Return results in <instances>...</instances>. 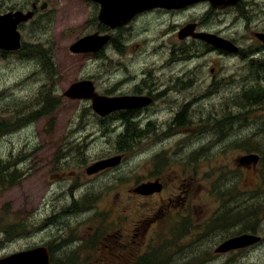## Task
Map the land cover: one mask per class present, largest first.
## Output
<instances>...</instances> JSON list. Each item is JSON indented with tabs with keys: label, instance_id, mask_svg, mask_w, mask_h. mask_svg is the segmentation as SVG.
I'll return each instance as SVG.
<instances>
[{
	"label": "rangeland",
	"instance_id": "obj_1",
	"mask_svg": "<svg viewBox=\"0 0 264 264\" xmlns=\"http://www.w3.org/2000/svg\"><path fill=\"white\" fill-rule=\"evenodd\" d=\"M90 10L78 0H52L43 21L23 28L22 41L33 44L37 54L0 57V116L20 119L13 130L0 135V153L22 174L19 183L0 190V228L11 232L4 237L0 229V251L23 250L28 244L51 240L68 251L73 264H91L98 257V245L110 243L115 245L108 251L116 256V264H125L132 247L125 239L128 223L144 218L145 228L139 236L152 235L151 229L146 232L150 221V228L158 227L161 251L171 254V239L180 231L173 225V209L168 204L195 206L196 220L207 218L215 223L220 215L225 217L221 222L227 221L226 231L217 223L198 236L219 241L237 235V217L241 216L246 233L253 230L264 237V81L245 78L250 77V70L244 59L203 53L193 59V71L180 80L179 96L212 97L199 107L204 112L194 117L192 132L165 137L134 131L119 136L120 130L98 118L91 101L71 99L64 93L82 78L96 79L98 87L108 88V80L121 75L115 68L131 69L140 61L160 68L170 52L165 54L154 44L166 41L169 48L179 38L161 35L143 40L145 34L158 33L155 22H145L153 28L131 35L122 57L110 50L106 58L72 53V43L93 33ZM254 12L249 15L250 30L264 26V14ZM248 24L243 18L227 17L213 23L224 31L220 36L228 34L250 51L257 44L248 34ZM41 48L47 52L40 53ZM109 57L119 61L101 65ZM224 76L232 79L226 82ZM195 83L196 90L190 91ZM183 90L189 92L183 95ZM219 91L233 94L226 112L222 111L225 103L216 97ZM246 91L248 95L263 94L261 99L255 97L260 103L245 106ZM33 111L39 113L35 119L30 117ZM251 154L260 156L259 162H241ZM116 156H122L119 164L88 173L95 163ZM156 179L165 181L164 191L151 195L136 191L139 185ZM186 189L190 191L186 193ZM74 196L78 199L72 203ZM230 210L239 213L229 215ZM156 216L161 218L154 220ZM233 258L236 264L264 263V244L244 251L240 261L236 254Z\"/></svg>",
	"mask_w": 264,
	"mask_h": 264
},
{
	"label": "flooded vegetation",
	"instance_id": "obj_2",
	"mask_svg": "<svg viewBox=\"0 0 264 264\" xmlns=\"http://www.w3.org/2000/svg\"><path fill=\"white\" fill-rule=\"evenodd\" d=\"M78 1L86 5L89 10L91 8V18L95 22L93 34L98 37L103 36L107 38L105 42L101 43L103 45L97 50L80 54H89L96 58H106L107 51L110 50L114 53L118 52L122 57L124 56L123 46L125 43H128L125 41L130 39L131 35L136 36V33L139 31L153 28L144 25L145 22L148 24L155 22L156 27L154 29L157 30L158 33L145 34L143 40H147L150 37L156 39L161 37V35H173L179 38L177 42H172L169 48H167L166 41H158L154 44V46L159 45L158 47H161L165 54L170 52L169 56H165L164 59L161 60L162 65L160 68L149 67L145 61H140L138 66H134L131 69L128 67H121L117 70V68H115L121 75L109 79L108 88L105 89L98 87L99 81L91 78L94 83L95 95L114 99L126 97L127 99L135 101L136 104L132 107L114 109L105 116L97 114L101 121L107 120L106 122L112 128L120 130L121 132L119 134L139 131L164 134L165 137H174L175 134L192 132L191 126L195 121L194 117L199 114L203 115L204 112V110L199 107L205 100H212V97L197 99L195 96L194 98L179 96L181 88L180 80L183 74L193 71L191 68L193 59L202 56L203 53L210 55H213V53H220L225 56L235 55L238 58L244 59L247 61L246 64L250 70V74H248L250 77L248 76L245 78L264 81V42L259 39V35L264 33V26L252 28L250 30L252 24L250 21L251 18H249L253 10L264 14V6L262 7V5H264V0H238L234 4L223 5V7L214 6L211 0H152L150 2L153 7L136 8L135 10H137V12L131 14H126L124 12L118 17L116 12H112L111 7H104L102 0ZM111 2H113V0H111ZM50 4H52V0H0V16L21 13L18 17V19L21 18V20L17 23L16 28L20 33V37H22L24 27H27L30 23L33 25L38 21L44 20L42 17L48 14L47 9ZM105 12L107 13L106 19L108 21L102 22L100 17L104 15ZM255 12L254 15H256ZM25 16H27V18H24ZM226 17L227 19L243 18L244 20H248V34L253 35V41L257 44L254 50L246 51L242 45L231 40L238 46V50L234 52L225 48L215 47L208 43L206 39H203L204 36L208 35L229 39L230 37L228 34H226V36H220L223 35L222 32L224 31L221 28H214L213 25V23L215 24L218 21H224ZM119 18L124 20L123 23ZM180 19L183 22H181ZM181 42L184 43V45H179ZM14 51L13 49L3 50L0 48V52L6 54L14 53ZM131 59L134 60L135 58L131 56ZM138 60H140V58ZM110 61L112 65H114L119 60H114V57H109L107 62H103L101 65H105ZM158 64L159 62L156 65ZM179 64H181V66H178ZM149 68L159 73L152 72ZM226 78L228 79L225 80ZM231 79V76L223 77V80L226 82H229ZM202 82L205 85L206 78H203ZM197 85L198 84L195 83L190 91H195ZM188 92L189 90H183L182 94L185 95ZM206 94L207 92L205 91L201 96ZM216 97L219 99V102L225 103V107L222 111H228L229 109L226 106H228V100H232L233 94L219 91ZM86 100L91 101V98H86ZM224 121L225 120L221 122ZM160 181L163 183L162 191H164L166 183L163 180ZM189 191L190 190L186 189V193ZM75 198L77 197H73L72 203L77 201ZM170 199L172 198H169V200ZM167 206L173 209V225L174 227L177 226L178 232L180 231L177 236L171 239L173 252L166 255L161 251L162 245H160L161 243L157 238L158 227L154 226L150 228V221L148 222L146 232L151 229L152 235L149 237L147 233L144 237L139 236L145 228L141 221L144 218H140V221L137 219L128 223L127 236L125 239L130 241L129 244L132 247L125 264H171L170 262H172V264H236V261H234L235 258H233L235 254L237 260L240 261L241 258L239 257L243 256L244 251L261 248L264 244V237L259 235L260 239L256 242L240 245L227 251H221L220 248L225 241L236 236L240 237L246 233L245 225H243L244 221L242 222L241 216L237 217V222L239 224L237 226V235L230 237L225 236L219 241H213L209 238L210 236L203 237L197 234L207 233V230L210 227H214L217 223L220 225L222 231H226L227 221L221 222L225 219L224 216L220 215L217 222L215 221V223H212L210 219L207 218L196 220L195 206L192 207L186 204H168ZM159 207L160 206H158V208ZM211 214H209V217L212 216ZM159 218H161V216H156L153 219L158 220ZM197 228H199V232L196 231ZM248 231H251L248 233L256 234L253 230ZM211 233L210 230L209 234ZM8 234L9 233L5 230L2 232L4 237ZM91 238L90 235L88 241L91 240ZM186 239H188V243H186ZM108 240H110V238ZM28 245L30 246H26L23 250L16 249L9 253L12 254L19 251L45 248L48 253V264H73L68 255V251L61 250L58 242L54 243L49 240L43 244L35 242L33 246L32 243ZM1 246H3V244H0V248ZM114 248L115 245H111L110 243L99 244L95 250V254L98 257L95 258L91 264H116V256L110 254V251ZM4 253L0 251V257H2ZM9 253H5V256ZM108 260H110V262H108ZM257 264L264 263L259 261Z\"/></svg>",
	"mask_w": 264,
	"mask_h": 264
},
{
	"label": "water",
	"instance_id": "obj_3",
	"mask_svg": "<svg viewBox=\"0 0 264 264\" xmlns=\"http://www.w3.org/2000/svg\"><path fill=\"white\" fill-rule=\"evenodd\" d=\"M102 1L104 7L105 6L107 8L111 7L112 12H116L117 17L121 16L124 12L126 14L135 13L137 12V10H135L136 8L141 9L144 7H148V8L153 7L150 2L152 0H113V2H111V0H102ZM211 1L214 6L223 7V5L234 4L238 0H211ZM18 17L19 15L16 14L15 17L14 15H6L0 18V47L4 49H17L21 46L20 34L16 29L17 23L21 20V18L18 19ZM24 18H27V16H25ZM106 18H107V13L105 12L104 15H101L100 19L102 21H108ZM119 19L123 23L124 20H122L121 18ZM260 37L264 40V34H260ZM106 39H107L106 37L103 36L98 37L95 34L88 35L74 42L71 45L70 49L74 53L97 50L103 45L101 43L105 42ZM203 39H206L208 43L218 48H225L227 50L237 49L234 46V44H232L230 41L227 42L226 40L215 35L204 36ZM64 95L71 99L91 98L94 110L100 115H106L108 112L114 109L132 107L136 104L135 101L127 99L126 97L114 99V98L95 95L93 82L91 80L77 81L73 83L64 93ZM258 159H259L258 155L251 154L249 156L242 157L241 162L247 164H250L252 162L256 163ZM120 161H121V156H116L114 158L102 160L91 166V168L88 169V173L89 174L95 173L106 167L115 166L119 164ZM161 190H162V183H160L159 181L141 184L136 189L137 192L143 195L152 194L154 192ZM258 239H259L258 236L251 234H244L240 237H234L228 240L227 242L223 243L220 250L227 251L229 249L236 248L240 245H247L249 243L257 241ZM48 262H49L48 253L45 248H37L34 250L23 251L9 255L4 258H0V264H48Z\"/></svg>",
	"mask_w": 264,
	"mask_h": 264
},
{
	"label": "trees",
	"instance_id": "obj_4",
	"mask_svg": "<svg viewBox=\"0 0 264 264\" xmlns=\"http://www.w3.org/2000/svg\"><path fill=\"white\" fill-rule=\"evenodd\" d=\"M23 47L24 48L19 52L21 55H24V56L28 55V56L32 57L33 54H37V50L35 51V53L32 54L30 46H28L27 44ZM41 51L42 52H40V53H43V54L47 52L45 49H42V48H41ZM19 53H17V54H19ZM4 55H7V54L4 52H0V57L4 56ZM47 57H48L47 58L48 61L51 60L49 58L48 54H47ZM254 88H256V87L254 86ZM261 88H263V86H261ZM262 96H263V94H261V96H257L256 93L248 95V92L246 91L245 96H244V97H246L245 106L255 104V103H260L261 100H257L255 97H260V99H261ZM253 99H255L256 102L253 101ZM46 102H47V100L43 101V104H46ZM50 103L51 102L47 103L46 106L49 107ZM38 116H39V113L35 114V112L33 111L32 115L30 117L32 119H35ZM19 121H20V119H16V117L9 118L6 120V119H2L0 116V135H3V134L5 135L8 132H10L11 130H13L14 127L16 125H18ZM14 164L15 163H13V161L11 159L2 156V154L0 153V190L1 189H8V187H11V186L19 183L22 174H21L20 170L16 169ZM231 207H233V205H231ZM233 213H239V211H231V210L228 211L229 215H231ZM245 228L247 229V226H245ZM252 228L254 229V226H252ZM0 229H2V231H4L3 226ZM10 229H12V231H13L14 228H10ZM5 231L10 233L9 230H5Z\"/></svg>",
	"mask_w": 264,
	"mask_h": 264
}]
</instances>
